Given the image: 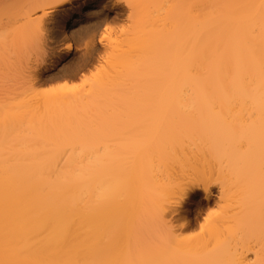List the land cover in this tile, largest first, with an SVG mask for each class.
Masks as SVG:
<instances>
[{"label":"bare ground","instance_id":"1","mask_svg":"<svg viewBox=\"0 0 264 264\" xmlns=\"http://www.w3.org/2000/svg\"><path fill=\"white\" fill-rule=\"evenodd\" d=\"M75 1L0 0L16 24L0 30V50L32 46L51 12ZM251 3L259 0L133 8L117 79L97 83L102 109L85 92L0 96V191L10 190L12 205L0 211V264H244L249 250L264 264V25L258 9L238 7ZM79 13L60 23L63 57ZM122 108L152 128L126 154L98 153ZM213 187L234 210L210 218L201 237H180L184 222L170 213Z\"/></svg>","mask_w":264,"mask_h":264},{"label":"rangeland","instance_id":"2","mask_svg":"<svg viewBox=\"0 0 264 264\" xmlns=\"http://www.w3.org/2000/svg\"><path fill=\"white\" fill-rule=\"evenodd\" d=\"M208 1L77 0L72 4L65 5L62 9L54 10L50 14V19L36 29V32L41 34V42L38 49H33L29 45L28 48L26 47L20 51L15 50V52H3L0 50V96H11L18 91L27 89L40 98L46 93L60 94L69 92L71 95L68 94V96H73L72 93L74 92V95L78 93V96H80L82 95L81 93L85 92L83 97L90 93V98L85 96L87 99L89 98V100H86L85 97L84 99L81 97L83 101L86 100L87 103L91 101L93 107L96 104L99 105L98 103H101L98 108L104 107L105 105H102V97L105 91L102 94L103 88L100 89L97 83L100 78H104L107 75L111 77L114 75L118 76L117 69L114 68L117 67L114 60L116 61V55H119L126 48L124 38L130 26L129 17L131 10L133 8L135 10L146 8L149 11H157L155 8L157 7L159 8L158 11L164 12L170 9L174 10L175 6H180L181 10H192L197 7H205L204 3ZM192 4L193 6H199L193 7ZM180 7L176 9L180 10ZM78 9L80 13L78 14L77 22L70 27L72 29L73 50L69 56L63 57V47L68 38L65 36L64 31L61 30L60 23ZM7 15H9V12L2 10L0 5V30L9 31L16 26L12 22H6ZM102 37L103 42H101ZM58 59L59 62L53 70L43 72L44 68H47ZM71 70L73 71L72 73L70 72ZM7 71L9 76L6 77L5 72ZM32 71H36L38 76L34 81H29L28 77L31 76ZM108 76L106 78L108 80L110 78L112 82L117 79L116 76H114L116 78L112 77L114 79ZM107 79H105L107 81V83L104 82L105 84L111 82ZM105 84H103L104 88L108 87ZM99 94L102 97L98 98L97 95ZM94 100H97V102L100 100L101 102L96 103ZM41 110L42 107L39 111ZM126 112L127 109L125 108L115 110L113 119L109 122L111 125H104L109 130L105 133L106 138L104 141L96 140L97 142H95L98 153H103V149H110L113 150L114 154H126V150L131 148V145H135L134 140L137 143L143 137V134L152 128L151 121H128L125 115ZM93 114H90V116H93ZM90 119L95 120L91 117ZM94 122V124H97V121ZM98 141L99 144H97ZM235 206L236 204L233 203L227 206L224 201L218 200L215 187H213L208 198L204 197L202 191H198L193 195L190 194L175 206L173 213H169L172 215L171 219L173 222H184L182 228L175 233L180 237L190 239L201 237L205 234V227L208 226L206 224L211 220L210 218L213 219L217 214L222 213L224 209H227L228 213H230ZM170 214L169 217L171 216ZM141 231L146 233L147 230L143 227ZM246 243L248 247H253L256 244V239L252 236L248 237ZM245 258L244 264H253L254 257L250 250Z\"/></svg>","mask_w":264,"mask_h":264},{"label":"snow or ice","instance_id":"3","mask_svg":"<svg viewBox=\"0 0 264 264\" xmlns=\"http://www.w3.org/2000/svg\"><path fill=\"white\" fill-rule=\"evenodd\" d=\"M238 7L258 9L261 24L264 25V0H259L258 4L256 3L243 4V5H238ZM40 42H41V34L37 32L35 35H33L31 41L33 49H38ZM101 42H103V37L101 38ZM0 211H3L6 214H10L12 211L11 193L10 190L7 188L0 191ZM261 215H262V224H264V176H262ZM216 264H227V262L218 261L216 262Z\"/></svg>","mask_w":264,"mask_h":264}]
</instances>
